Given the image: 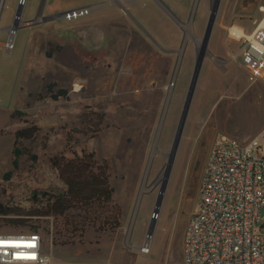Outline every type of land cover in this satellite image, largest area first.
Instances as JSON below:
<instances>
[{
	"label": "rangeland",
	"instance_id": "obj_1",
	"mask_svg": "<svg viewBox=\"0 0 264 264\" xmlns=\"http://www.w3.org/2000/svg\"><path fill=\"white\" fill-rule=\"evenodd\" d=\"M46 1L26 0L24 23L12 51L3 47L7 32H0V204L21 212L38 208L44 192L64 189L50 158L94 152L109 167L113 202L122 209L120 226L99 230L98 224L88 222L83 230L69 232L62 225L56 228L52 216L41 218L34 224L39 226L44 252L56 261L75 264L180 263L184 230L197 210L198 189L214 139L225 134L248 142L264 128V82L248 81L235 59L240 43L229 35L232 26L251 32L264 0L220 1L154 233L148 238L150 253L145 255L138 246L147 238L153 219L166 154L194 70L193 39H203L211 0H199L193 18L196 0H167L179 18L155 0H140L128 11L134 19L116 6L114 11H88L82 17L73 14L74 9L70 16L79 18L70 22L62 20L67 15L60 6L71 0H56L54 8L44 6ZM18 3L4 1L0 28L13 23ZM140 19L163 27L161 35H145ZM185 41L170 93L177 52ZM80 82L83 87L78 89ZM50 84L55 92L67 90V96L53 100L47 90ZM93 113L105 114L96 135L98 117ZM30 125L39 128L36 136L16 145L15 132ZM21 148L25 154L14 168L15 153ZM31 231L0 221L3 234Z\"/></svg>",
	"mask_w": 264,
	"mask_h": 264
},
{
	"label": "built area",
	"instance_id": "obj_2",
	"mask_svg": "<svg viewBox=\"0 0 264 264\" xmlns=\"http://www.w3.org/2000/svg\"><path fill=\"white\" fill-rule=\"evenodd\" d=\"M4 1L0 0V18ZM259 10L261 16L247 36H230L240 43L235 59L250 83L264 82V6ZM23 23L15 13L13 23L0 28L8 35L3 42L6 51L14 49ZM148 238L138 246L141 255L150 250ZM0 264L75 263L54 260L44 252L42 235L31 231L0 233ZM176 264H264V128L248 142L225 134L214 139L198 189L197 210L184 230L183 258Z\"/></svg>",
	"mask_w": 264,
	"mask_h": 264
},
{
	"label": "trees",
	"instance_id": "obj_3",
	"mask_svg": "<svg viewBox=\"0 0 264 264\" xmlns=\"http://www.w3.org/2000/svg\"><path fill=\"white\" fill-rule=\"evenodd\" d=\"M47 90L53 100L66 97L68 93L64 89L55 92L54 84L48 85ZM93 114L98 117V122L95 123L96 135L104 122L105 114ZM38 131L36 125L18 129L15 132V144L21 145L23 140L33 139ZM23 150L21 148L15 153L14 168L19 166V156L25 154ZM32 157L36 160L35 155ZM49 161L51 167L57 171L64 189L52 194L44 192L42 198L38 199L40 206L28 212L7 209L0 204V221L5 220L6 225L15 229L27 227L34 232L39 230V226L34 222L50 216L55 219L56 228L62 225L64 230L69 232L83 230L88 222L98 224L99 230H114L120 226L122 209L113 202L114 188L110 183L109 167L105 162H99L94 152L86 150H82L81 153L72 152L71 157L65 154L54 155ZM11 174L7 173L4 179L8 180ZM36 196L37 192H34V198L37 200ZM73 209L79 210L80 213L69 215L68 212ZM60 233L61 229L58 230V234ZM53 243L56 244L55 241Z\"/></svg>",
	"mask_w": 264,
	"mask_h": 264
},
{
	"label": "water",
	"instance_id": "obj_4",
	"mask_svg": "<svg viewBox=\"0 0 264 264\" xmlns=\"http://www.w3.org/2000/svg\"><path fill=\"white\" fill-rule=\"evenodd\" d=\"M25 1L26 0H19V5H18L17 11H16V18H20L21 17ZM220 1L221 0H212L211 8H210V16H209V19L207 21L206 30H205V34L203 36V39L201 41H199V42H197V41H195L193 39V41L197 44L194 70H193V73H192L191 81H190L189 86H188L187 95H186V98H185V101H184V105H183V109H182V112H181V115H180V118H179L177 129H176V132H175V135H174V139H173V142H172L171 150H170L169 153L166 154L167 163H166V166L164 168V171H163V174H162V177H161V180H160V187H159V192H158L157 199H156V202H155L153 219H152V221H151V223L149 225L148 232H147V237H151L153 235V233H154L155 224H156V218L159 215L160 208H161L162 203H163L164 195L166 193V189H167L169 177H170V174H171V171H172V167H173V164H174V160H175V157H176V153L178 151V148H179V145H180V142H181V139H182V135H183V132H184V128H185L188 112L190 110V106H191V103H192V100H193V97H194V93H195V90H196V86H197V82H198V79H199V76H200L202 65H203V62H204V59H205V56H206V52H207V49H208V43H209L210 36H211L212 30H213V27H214V23H215V19H216V15H217L218 9H219ZM116 3H119V2L117 1ZM197 3H198V0L195 1L194 11L196 9ZM92 9H94L93 6H90V7L88 6V7H83V8H80V9H76L75 11H76V13L80 14V13H83V12H86V11H91ZM194 11H193V13H194ZM68 13L70 14L71 11L65 12L63 14L66 15ZM193 13H192V18H193ZM185 44H186V41L184 42V45L182 46V48L177 52V54L179 56V59H178V63H177V66L175 68V71L173 73V76H172V81H171L170 90H169L170 93L172 92V89L174 87L175 81L177 79L179 67H180L182 56H183V52H184V49H185ZM170 93H169V96H170ZM169 98L170 97H168V100H167L166 104H168ZM165 113H166V109L164 111V114Z\"/></svg>",
	"mask_w": 264,
	"mask_h": 264
},
{
	"label": "crops",
	"instance_id": "obj_5",
	"mask_svg": "<svg viewBox=\"0 0 264 264\" xmlns=\"http://www.w3.org/2000/svg\"><path fill=\"white\" fill-rule=\"evenodd\" d=\"M117 1L119 3H116ZM55 2L56 0H47L44 6L48 5V7L54 8ZM136 2H140V0L139 1H136V0H71V3L69 1L68 2L66 1L63 5H61L60 9L65 12H69V11H73L74 9H80L83 7L93 6L94 9L90 11L91 12L90 14H103L105 12H108L110 9L114 11L117 6L121 10H124V11L127 10L130 12L132 8L131 5L135 4ZM154 2L158 6H160L162 9H166L170 11L173 15L179 18L178 13H176L174 10L175 8L167 0H155ZM148 8H150L149 5H148ZM82 16H87V15L86 14L79 15V17H82ZM79 17L78 16L73 17L70 15L69 16L67 15V17L62 20L64 21L66 20V22H70L71 19L79 18ZM180 22L184 24V21L180 20ZM138 25L141 31H143L145 35H161L162 33L161 30H163V27L160 26L158 28H155L150 24V22H148L147 20L144 21L143 19L139 20Z\"/></svg>",
	"mask_w": 264,
	"mask_h": 264
},
{
	"label": "bare ground",
	"instance_id": "obj_6",
	"mask_svg": "<svg viewBox=\"0 0 264 264\" xmlns=\"http://www.w3.org/2000/svg\"><path fill=\"white\" fill-rule=\"evenodd\" d=\"M229 33H230V36L231 37H239V36H247L248 34H245V30H243V29H240V28H238V27H230L229 28ZM10 37H13V35H10ZM83 84H82V82H80V83H78L77 85H76V87L79 89V87H81ZM83 87V86H82ZM161 180V179H160ZM144 190V189H143ZM146 243L147 244H149V240H147L146 241ZM148 253H150V250H148L147 251ZM146 252V253H147Z\"/></svg>",
	"mask_w": 264,
	"mask_h": 264
},
{
	"label": "flooded vegetation",
	"instance_id": "obj_7",
	"mask_svg": "<svg viewBox=\"0 0 264 264\" xmlns=\"http://www.w3.org/2000/svg\"><path fill=\"white\" fill-rule=\"evenodd\" d=\"M199 1V0H198ZM211 3H212V0H211ZM196 10V9H195ZM127 12V13H126ZM125 14L126 15H128L130 18H132V19H134L133 17H132V15H130V13L128 12V11H125ZM195 16V11H194V13H193V17ZM172 17V16H171ZM174 19V18H173ZM176 23H178L177 22V20H174Z\"/></svg>",
	"mask_w": 264,
	"mask_h": 264
},
{
	"label": "snow or ice",
	"instance_id": "obj_8",
	"mask_svg": "<svg viewBox=\"0 0 264 264\" xmlns=\"http://www.w3.org/2000/svg\"><path fill=\"white\" fill-rule=\"evenodd\" d=\"M34 246V245H33Z\"/></svg>",
	"mask_w": 264,
	"mask_h": 264
}]
</instances>
